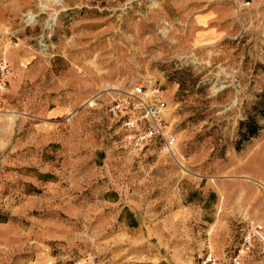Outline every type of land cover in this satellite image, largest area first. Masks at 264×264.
<instances>
[{
    "label": "rangeland",
    "instance_id": "374dc122",
    "mask_svg": "<svg viewBox=\"0 0 264 264\" xmlns=\"http://www.w3.org/2000/svg\"><path fill=\"white\" fill-rule=\"evenodd\" d=\"M0 56V264H230L264 228V0H0ZM147 81L175 157L103 107Z\"/></svg>",
    "mask_w": 264,
    "mask_h": 264
},
{
    "label": "built area",
    "instance_id": "2783aa9c",
    "mask_svg": "<svg viewBox=\"0 0 264 264\" xmlns=\"http://www.w3.org/2000/svg\"><path fill=\"white\" fill-rule=\"evenodd\" d=\"M45 47V43H43ZM9 64L0 56V93L7 90ZM107 91L110 98L104 108L111 121L123 132V138L133 149L158 144L164 151L176 156L178 135L169 123L170 104L167 90L156 82L147 81L135 84L125 92ZM117 93L116 96L113 94ZM105 95V94H103ZM97 95L87 103V108L97 109L102 103V96ZM264 228L260 225L251 227L242 244L230 257V264H243L245 256L254 247L256 239H263ZM204 264H219L212 249L207 252Z\"/></svg>",
    "mask_w": 264,
    "mask_h": 264
},
{
    "label": "bare ground",
    "instance_id": "6f19581e",
    "mask_svg": "<svg viewBox=\"0 0 264 264\" xmlns=\"http://www.w3.org/2000/svg\"><path fill=\"white\" fill-rule=\"evenodd\" d=\"M108 91H111V90H108ZM176 156H177V152H176Z\"/></svg>",
    "mask_w": 264,
    "mask_h": 264
}]
</instances>
